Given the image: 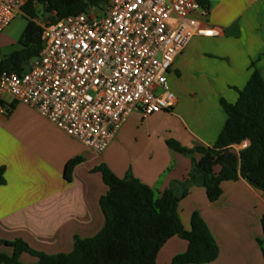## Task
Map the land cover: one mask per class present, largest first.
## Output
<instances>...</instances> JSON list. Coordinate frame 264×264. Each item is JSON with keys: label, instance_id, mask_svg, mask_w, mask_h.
I'll return each mask as SVG.
<instances>
[{"label": "crops", "instance_id": "0c3cea01", "mask_svg": "<svg viewBox=\"0 0 264 264\" xmlns=\"http://www.w3.org/2000/svg\"><path fill=\"white\" fill-rule=\"evenodd\" d=\"M207 3L196 18L201 26L221 28L222 34L194 35L176 56L168 71L175 105L147 117L131 111L101 153L32 106L14 102L8 94L0 98V167L5 177L0 185V239H21L36 251L57 254L71 251L76 237L94 236L103 226L99 198L107 191L100 172L93 171L100 164L118 177L137 178L156 195L185 178L191 157L199 155L178 153L167 140L187 148L212 144L226 120L220 99L234 103L236 89L253 70L264 80V0ZM19 16L25 21L17 31ZM26 22L24 13H18L0 33V60L8 54L3 48L18 43ZM72 158L79 161L67 181L63 170ZM221 188L220 196L210 201L203 187L191 186L178 205L185 229L196 212L217 243V257L201 264H263L257 239L262 238L264 195L242 177L223 182ZM186 248L187 241L174 235L159 249L156 263L170 264ZM19 261L29 264L36 258L21 253Z\"/></svg>", "mask_w": 264, "mask_h": 264}, {"label": "built area", "instance_id": "2783aa9c", "mask_svg": "<svg viewBox=\"0 0 264 264\" xmlns=\"http://www.w3.org/2000/svg\"><path fill=\"white\" fill-rule=\"evenodd\" d=\"M25 1L0 0V33ZM196 13H205L200 0H108L55 22L36 21L40 51L24 72H0V98L32 106L101 153L131 111L147 117L175 105L166 74L176 56L194 35L222 34L201 26Z\"/></svg>", "mask_w": 264, "mask_h": 264}, {"label": "trees", "instance_id": "16d2710c", "mask_svg": "<svg viewBox=\"0 0 264 264\" xmlns=\"http://www.w3.org/2000/svg\"><path fill=\"white\" fill-rule=\"evenodd\" d=\"M108 0H26L22 11L27 20L19 37V48L3 55L2 70L18 73L28 68L29 61L41 48V27L36 19L39 15L50 22L59 18L88 12L91 7H101ZM207 8V0H200ZM234 103L220 99L226 113L225 123L210 145L192 148L167 140V146L183 155L197 153L191 157L190 169L182 180L156 195L152 188L131 175L118 177L105 164L93 168L101 174L107 191L99 198L104 222L92 237L73 241L67 253L45 254L32 249L21 239H0V263L23 264L21 253L36 258L29 264H157L156 256L162 245L177 235L187 241L184 252L174 255L170 264H201L214 260L218 246L201 217L194 212L190 228L181 223L178 205L191 186L205 189L207 199L216 200L225 181L244 178L264 195V80L253 70L241 89H236ZM244 139L249 144L240 150L233 145ZM79 158L69 159L64 166L63 177L68 181ZM5 183L4 167H0V185ZM262 238L257 239L264 264V216L260 220Z\"/></svg>", "mask_w": 264, "mask_h": 264}, {"label": "rangeland", "instance_id": "374dc122", "mask_svg": "<svg viewBox=\"0 0 264 264\" xmlns=\"http://www.w3.org/2000/svg\"><path fill=\"white\" fill-rule=\"evenodd\" d=\"M43 16L42 15H39L38 16V18H41V19H43L42 18ZM18 20H19V23H18V30L17 31H19V29H21V26H22V24L24 23V21H25V19H24V16H19L18 17ZM16 31V34L15 35H18V32ZM20 46H19V44L16 42L13 46H8V47H6V48H3L2 49V53L3 54H5V53H9L10 51H12V50H15V49H18ZM167 75V80H168V73L166 74ZM168 84H169V82H168ZM169 88H170V86H169ZM170 90H171V88H170ZM172 91V90H171ZM173 92V91H172ZM174 94V93H173Z\"/></svg>", "mask_w": 264, "mask_h": 264}]
</instances>
